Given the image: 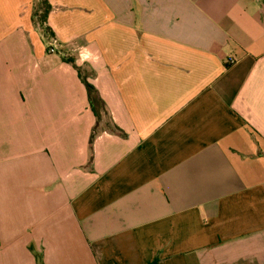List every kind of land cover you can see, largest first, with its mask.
Segmentation results:
<instances>
[{
  "label": "crops",
  "instance_id": "obj_1",
  "mask_svg": "<svg viewBox=\"0 0 264 264\" xmlns=\"http://www.w3.org/2000/svg\"><path fill=\"white\" fill-rule=\"evenodd\" d=\"M48 1L58 54L0 0V264H264V0Z\"/></svg>",
  "mask_w": 264,
  "mask_h": 264
},
{
  "label": "trees",
  "instance_id": "obj_2",
  "mask_svg": "<svg viewBox=\"0 0 264 264\" xmlns=\"http://www.w3.org/2000/svg\"><path fill=\"white\" fill-rule=\"evenodd\" d=\"M52 7L48 0H35L34 3V12L33 13V21L34 24L38 27V29L42 30L43 36L46 38L47 43L52 37H55L52 33L51 29L48 27V16L51 11ZM47 44V45H48ZM49 48V47H48ZM47 48V50H48ZM70 63H74V61L69 60ZM88 92L90 95V102L95 112L96 116H100L101 109L103 107V102L99 97L97 90L91 85L87 84ZM157 264V262L153 263Z\"/></svg>",
  "mask_w": 264,
  "mask_h": 264
},
{
  "label": "built area",
  "instance_id": "obj_3",
  "mask_svg": "<svg viewBox=\"0 0 264 264\" xmlns=\"http://www.w3.org/2000/svg\"><path fill=\"white\" fill-rule=\"evenodd\" d=\"M48 47H49L48 52L50 54H58L61 52V50L63 48L62 44L60 43V41L56 37H52L50 39ZM81 56L86 57L85 52L84 53L81 52Z\"/></svg>",
  "mask_w": 264,
  "mask_h": 264
}]
</instances>
